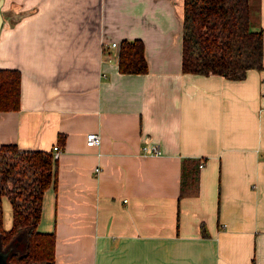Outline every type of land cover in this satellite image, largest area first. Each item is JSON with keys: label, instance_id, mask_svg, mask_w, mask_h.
Wrapping results in <instances>:
<instances>
[{"label": "crops", "instance_id": "1", "mask_svg": "<svg viewBox=\"0 0 264 264\" xmlns=\"http://www.w3.org/2000/svg\"><path fill=\"white\" fill-rule=\"evenodd\" d=\"M182 2L2 0L0 69L20 93L0 145L59 148L37 224L54 264H264V0L262 67L241 79L182 71ZM134 38L147 71L120 72ZM186 160L197 188L180 194Z\"/></svg>", "mask_w": 264, "mask_h": 264}, {"label": "trees", "instance_id": "2", "mask_svg": "<svg viewBox=\"0 0 264 264\" xmlns=\"http://www.w3.org/2000/svg\"><path fill=\"white\" fill-rule=\"evenodd\" d=\"M181 69L241 79L262 67L260 0H183ZM117 67L144 73L141 39H122ZM20 72L0 69V110L19 107ZM51 150L0 145V264H54V234L37 228L45 189L54 182ZM197 162L182 164L180 194L196 190ZM188 190V191H187ZM10 204L11 225L3 227L2 197Z\"/></svg>", "mask_w": 264, "mask_h": 264}, {"label": "built area", "instance_id": "3", "mask_svg": "<svg viewBox=\"0 0 264 264\" xmlns=\"http://www.w3.org/2000/svg\"><path fill=\"white\" fill-rule=\"evenodd\" d=\"M117 43L112 41L111 42V46H116ZM86 143L88 145H98L100 143V134L97 132H88L86 134ZM143 152L147 153V154H159L161 152V150L159 149V146L155 143H145L144 146L142 147ZM53 157L55 158L58 153H59V148L57 145H54L53 147ZM202 165V162L199 164ZM100 170L99 166H95L94 167V172L97 173Z\"/></svg>", "mask_w": 264, "mask_h": 264}, {"label": "rangeland", "instance_id": "4", "mask_svg": "<svg viewBox=\"0 0 264 264\" xmlns=\"http://www.w3.org/2000/svg\"><path fill=\"white\" fill-rule=\"evenodd\" d=\"M10 204L6 196L2 197V210H3V225H8L11 222Z\"/></svg>", "mask_w": 264, "mask_h": 264}, {"label": "water", "instance_id": "5", "mask_svg": "<svg viewBox=\"0 0 264 264\" xmlns=\"http://www.w3.org/2000/svg\"><path fill=\"white\" fill-rule=\"evenodd\" d=\"M2 4V0H0V6ZM1 21H2V14H1V10H0V24H1Z\"/></svg>", "mask_w": 264, "mask_h": 264}]
</instances>
